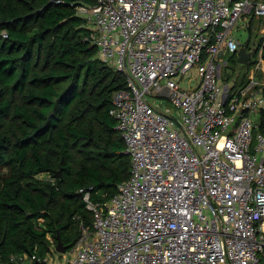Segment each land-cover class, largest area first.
<instances>
[{
  "label": "built area",
  "instance_id": "1",
  "mask_svg": "<svg viewBox=\"0 0 264 264\" xmlns=\"http://www.w3.org/2000/svg\"><path fill=\"white\" fill-rule=\"evenodd\" d=\"M76 9L99 57L126 78L109 112L130 174L104 201L79 189L92 228L55 249L60 261L54 242L43 256L12 253L0 264H264L262 48L238 85L223 83L217 61L242 45L241 16L264 18V0H94Z\"/></svg>",
  "mask_w": 264,
  "mask_h": 264
},
{
  "label": "trees",
  "instance_id": "2",
  "mask_svg": "<svg viewBox=\"0 0 264 264\" xmlns=\"http://www.w3.org/2000/svg\"><path fill=\"white\" fill-rule=\"evenodd\" d=\"M93 2L0 0V262L12 253L43 256L58 235L73 246L93 224L79 189L104 201L130 174L109 112L126 78L99 57L76 9ZM260 47L264 59V35L253 54Z\"/></svg>",
  "mask_w": 264,
  "mask_h": 264
},
{
  "label": "rangeland",
  "instance_id": "3",
  "mask_svg": "<svg viewBox=\"0 0 264 264\" xmlns=\"http://www.w3.org/2000/svg\"><path fill=\"white\" fill-rule=\"evenodd\" d=\"M247 17L241 16L240 20H238L237 24L234 27V33L236 34L237 38L241 42H245L248 39L249 31L247 28ZM87 26L91 27V24L87 21ZM252 35L251 38H249V45H252L253 48L257 44V40L261 35H264V18H255V22L252 25ZM238 56V50L232 51L228 49V47H225L224 56L217 59L221 63L220 70H221V79L224 82H234L235 80L239 81L242 74H245V78L248 74L252 72V69L254 67V61L259 57V50L257 54H254V59L252 60V63L250 60L246 63H239L237 61ZM252 59V58H251ZM250 61V62H249ZM226 62V63H225ZM254 77H261L262 76V70L254 69L253 70ZM197 69L196 67H193L190 73L187 75L184 80L181 81L182 85L185 87H194L197 82ZM244 78V79H245ZM119 131V130H118ZM120 132V131H119ZM121 133V132H120ZM55 244L53 243V246ZM54 251H51V257L54 258L56 261H60V256L58 253Z\"/></svg>",
  "mask_w": 264,
  "mask_h": 264
},
{
  "label": "water",
  "instance_id": "4",
  "mask_svg": "<svg viewBox=\"0 0 264 264\" xmlns=\"http://www.w3.org/2000/svg\"><path fill=\"white\" fill-rule=\"evenodd\" d=\"M251 55H252V49L247 50V47L244 44H242L238 48L237 61L239 63H246L251 57ZM223 56H224V52L221 49L219 53V57H223ZM57 175H59V172H57ZM66 248H67V245L64 244V242L61 240L60 236L58 235L57 240H56L55 249L57 251L63 252L65 251ZM41 264H44V262H41Z\"/></svg>",
  "mask_w": 264,
  "mask_h": 264
}]
</instances>
